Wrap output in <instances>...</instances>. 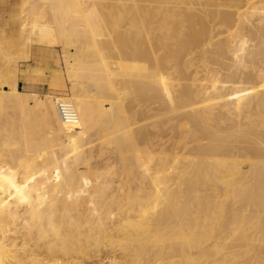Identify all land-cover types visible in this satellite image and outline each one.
Wrapping results in <instances>:
<instances>
[{"label":"bare ground","instance_id":"6f19581e","mask_svg":"<svg viewBox=\"0 0 264 264\" xmlns=\"http://www.w3.org/2000/svg\"><path fill=\"white\" fill-rule=\"evenodd\" d=\"M11 23L0 264H264V0H19ZM58 45L68 91L19 92Z\"/></svg>","mask_w":264,"mask_h":264},{"label":"rangeland","instance_id":"374dc122","mask_svg":"<svg viewBox=\"0 0 264 264\" xmlns=\"http://www.w3.org/2000/svg\"><path fill=\"white\" fill-rule=\"evenodd\" d=\"M19 0H0V32L5 31L11 32V35H18V26L16 24H9L6 26V22L12 13L17 10ZM5 25V26H4ZM65 47L63 45H58L55 47L54 51L48 54L51 57L52 62L51 74L45 80H35L31 78L26 80H20L19 92L27 95H39L44 97L47 94H56L61 92H67L69 89V82L65 70H64V58H65ZM45 56V52L39 47H34L32 50L31 58L29 59V65L32 67H37L42 65L41 59ZM31 63V64H30ZM48 79V80H47ZM7 90V89H5ZM113 257L114 254L108 255Z\"/></svg>","mask_w":264,"mask_h":264},{"label":"built area","instance_id":"2783aa9c","mask_svg":"<svg viewBox=\"0 0 264 264\" xmlns=\"http://www.w3.org/2000/svg\"><path fill=\"white\" fill-rule=\"evenodd\" d=\"M63 118L66 120V121H74L75 120V115L72 114L71 112H69L66 108H64L63 110Z\"/></svg>","mask_w":264,"mask_h":264}]
</instances>
